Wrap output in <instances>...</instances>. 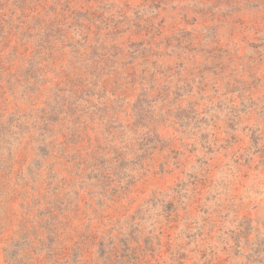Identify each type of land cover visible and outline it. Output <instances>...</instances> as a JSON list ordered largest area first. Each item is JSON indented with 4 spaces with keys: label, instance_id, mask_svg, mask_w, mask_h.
<instances>
[{
    "label": "rangeland",
    "instance_id": "1",
    "mask_svg": "<svg viewBox=\"0 0 264 264\" xmlns=\"http://www.w3.org/2000/svg\"><path fill=\"white\" fill-rule=\"evenodd\" d=\"M0 9L6 31L36 28L42 63H108L117 95L160 137L147 172L101 212L103 224L119 220L136 246L161 236L151 264H248L229 250L236 240L264 250V0H0ZM121 107L120 122L131 124L132 109ZM115 127L89 125L84 146L106 144ZM155 199L172 203L169 218L141 213ZM14 212L17 203L0 206V226L12 220L0 264Z\"/></svg>",
    "mask_w": 264,
    "mask_h": 264
},
{
    "label": "trees",
    "instance_id": "2",
    "mask_svg": "<svg viewBox=\"0 0 264 264\" xmlns=\"http://www.w3.org/2000/svg\"><path fill=\"white\" fill-rule=\"evenodd\" d=\"M2 17L0 206L13 209L17 203L19 209L13 214L17 231L3 249L7 263L151 264L150 254L160 246L161 236L149 247L136 246L133 236L121 233L119 220L107 226L101 219L145 171V161L157 149L158 133L141 125L146 115H138L136 104L117 95L119 76L108 63H42L41 38L32 35L36 28L25 34L13 33L15 28L6 31L11 23ZM117 104L132 109L131 124L120 122L123 108L116 113ZM110 122L117 127L106 132V144L87 150L82 139L89 125ZM160 204L165 210L153 216L151 209ZM165 204L152 200L141 213L156 222L169 218L172 203L167 208ZM132 219L134 224L140 217ZM10 224L6 218L0 226V242ZM256 246L251 241L245 251L236 240L229 250L248 264H264V250Z\"/></svg>",
    "mask_w": 264,
    "mask_h": 264
}]
</instances>
